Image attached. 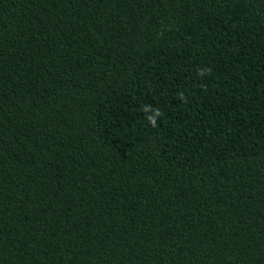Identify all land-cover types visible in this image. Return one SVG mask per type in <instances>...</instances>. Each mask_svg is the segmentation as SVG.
Masks as SVG:
<instances>
[{"label":"trees","instance_id":"16d2710c","mask_svg":"<svg viewBox=\"0 0 264 264\" xmlns=\"http://www.w3.org/2000/svg\"><path fill=\"white\" fill-rule=\"evenodd\" d=\"M0 264H264V0H0Z\"/></svg>","mask_w":264,"mask_h":264}]
</instances>
